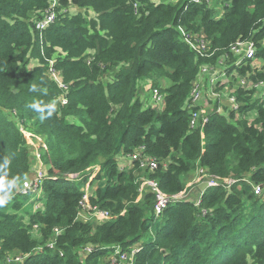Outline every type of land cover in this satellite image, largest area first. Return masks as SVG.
I'll use <instances>...</instances> for the list:
<instances>
[{"label":"trees","instance_id":"16d2710c","mask_svg":"<svg viewBox=\"0 0 264 264\" xmlns=\"http://www.w3.org/2000/svg\"><path fill=\"white\" fill-rule=\"evenodd\" d=\"M50 3L0 0V180L10 183L0 194V264H110L116 250L129 257L132 249L126 264H264V186L254 194L249 184H264V92L255 86L264 81V0H59L41 40L33 21ZM179 26L205 38L212 54L193 51ZM249 38L254 57L235 66L227 48ZM50 58L69 86L65 104ZM220 59L234 72L237 105L216 101L192 128L193 81ZM147 83L162 94L159 109L140 99ZM23 131L40 145L47 173L32 200L14 193L32 174ZM140 148L156 168L128 160ZM197 168L234 181L207 187L196 205L187 184ZM142 177L167 196H190L155 216ZM92 187L88 205L108 219L80 218Z\"/></svg>","mask_w":264,"mask_h":264},{"label":"built area","instance_id":"2783aa9c","mask_svg":"<svg viewBox=\"0 0 264 264\" xmlns=\"http://www.w3.org/2000/svg\"><path fill=\"white\" fill-rule=\"evenodd\" d=\"M189 1L200 3V0H189ZM57 6H59V0H51L50 6L43 12L42 16L40 18H36L33 21L35 24V28L40 32L41 40H42L41 32L45 28H47L51 23H53L55 20V17H56L55 7ZM178 29L180 31L183 41L186 44H188L190 48L193 51H195L198 55L210 56L212 54V52L207 53L209 42L205 38L197 34H192L191 32L187 31L182 26H179ZM227 50L229 53L231 52L235 57H237V59L235 60L233 64L235 66H239L246 59H251L254 57V52H255L254 41L251 38L245 39V40H237L236 42L230 44ZM89 52L93 53V51H89ZM224 54L227 55L228 53H224ZM47 61H48V72L50 74L49 76L64 91L62 96H60V102L61 104H65L67 102V98L65 95L68 92L69 86L68 84H65L64 82L61 81L59 71L55 67V59L50 58ZM218 64H219L218 66L202 65L200 68L198 77L195 79V81H193L194 82L193 86L185 102V105L189 108L188 110L189 113H191L190 126L192 128L198 125L202 126L203 124L207 122L208 114L210 113L209 110L211 108V104L209 102L211 94L216 93L215 88L220 83L222 84L226 81L222 79V77L226 76L227 74V72H225L226 67L224 66V60L220 59ZM233 73H231L230 76H232ZM239 81L240 83H244V79H242L241 77H239ZM204 85L205 87H207L206 89L208 93L207 101L204 99V91H203ZM227 86L229 87V85H226V87ZM255 86L258 88V91H260L261 93L264 92L263 90L264 81L258 82L257 84H255ZM151 91H152V98L155 100V104L157 103L158 100L162 101V96L159 95V92L157 89H152ZM231 91H232V88L230 89V94L227 95V97H228V100L234 105V107H236L237 103ZM223 101H225V99ZM153 108L159 109L160 107L157 105L156 107H153ZM141 150L142 148L130 154L128 157V160L130 161L137 160L139 163V167L141 168L148 167L150 170L156 168L157 167L156 160L154 158H146V157L141 158V154H140ZM34 161H36V165L33 164L32 166V174L28 176L27 178H25L21 182V184H18L15 186L14 193H20V194H25V195L36 194L38 190L40 189V186L43 180L47 177V173L45 172L44 167L41 168L42 162L40 160L39 153L34 155ZM124 165H125V161L124 159H121L120 164H119L120 169H123ZM195 175L196 176L194 180H197L196 185H198L201 182H207L208 187L220 185L225 188L229 186L228 185L225 186L224 183H230L234 181V180H222V178L210 175L203 168H197L195 171ZM249 184L251 185L254 194H261L264 184L263 185L251 184V183ZM145 189L150 190L154 196L153 210H154L155 216L160 215L171 201L189 198L188 192H182L175 196H167L161 192L155 180L146 179L142 177L139 190L142 193ZM201 194H199V196L195 199L196 205H198L200 202ZM33 198L34 196H32V199ZM87 199H88L87 192H85L82 200L80 201V205H81V212L79 213L80 218L88 219L87 216L83 215V211L85 210V208H88L87 210L91 212L92 216H94L93 218L103 220V219H108L110 217L109 212H107L106 210H100L96 206L94 207L89 206ZM34 208L38 209V205L36 203L34 204ZM49 246L50 247L53 246V241L49 243ZM135 250L136 249H132L129 257L127 256L126 253H121L119 250H116L115 254H119V258L113 257L110 261V264H126L124 262H126L128 259H131L133 257V253L135 252ZM83 251L84 252L91 251V246H86L84 249H82L81 252ZM20 259H21V256L18 255V256H10L6 260L7 262H10V261H19Z\"/></svg>","mask_w":264,"mask_h":264},{"label":"rangeland","instance_id":"374dc122","mask_svg":"<svg viewBox=\"0 0 264 264\" xmlns=\"http://www.w3.org/2000/svg\"><path fill=\"white\" fill-rule=\"evenodd\" d=\"M217 12H220V10H217ZM232 73V72H231ZM234 75V73H233ZM106 79V78H105ZM223 80H226L224 83H220L216 88H215V92L217 93H213L211 94V97H210V104L213 105L214 103H216V101H219L220 104L222 103H227L228 102V97H227V93L230 91V88L226 85H229V81H230V76H228V72L226 74V76L222 77ZM151 88V85L149 83H147L146 85L143 86V91L140 93L141 94V98H140V94H139V98L141 99V101L146 105V106H152V107H156L157 105L159 107H161L162 105V102L161 100L157 101V103L155 104V100L152 98V91L150 90ZM207 87H205L204 85V88H203V91H204V99L207 101L208 100V93L206 91ZM158 90V89H157ZM264 90V88H263ZM262 91V89H261ZM159 92V90H158ZM159 95L162 96V94L159 92ZM254 96L257 98L258 97V92H256L254 94ZM226 100L225 102L223 100ZM155 105V106H154ZM158 109V108H157ZM26 135V138L28 140V143L30 144V148L32 150V158H33V161H34V155L39 153L38 149H39V144L37 142H35L34 138L32 139V135L30 133H28L27 131H23ZM36 165V161H34V163ZM44 167V165L42 164L41 168ZM192 179H190L189 181H191ZM188 181V182H189ZM75 185L77 184V182H73ZM95 185V182L93 184V187ZM93 187L92 188H89L87 189V193L88 195L92 193L93 191ZM188 196H190L188 194ZM29 199L31 200L32 199V195H29L28 196ZM42 205V202L38 204V207H41ZM88 208H85V210L83 211V215L84 216H87L88 218H91V219H96V218H93L94 216H92L91 212L89 210H87Z\"/></svg>","mask_w":264,"mask_h":264},{"label":"clouds","instance_id":"9594fccd","mask_svg":"<svg viewBox=\"0 0 264 264\" xmlns=\"http://www.w3.org/2000/svg\"><path fill=\"white\" fill-rule=\"evenodd\" d=\"M30 90H34V87H32ZM33 108H36L37 110H40L37 108L36 105H32ZM49 115L51 116L52 112L55 110L51 105H49ZM10 188V183L9 182H5V181H2L0 180V194H5ZM17 194V193H15ZM7 203V200L5 199H0V206H2L3 204ZM37 205L39 204V202H35ZM34 203V204H35ZM40 208V207H38Z\"/></svg>","mask_w":264,"mask_h":264},{"label":"water","instance_id":"95a60500","mask_svg":"<svg viewBox=\"0 0 264 264\" xmlns=\"http://www.w3.org/2000/svg\"><path fill=\"white\" fill-rule=\"evenodd\" d=\"M208 187L207 182H201L198 185H196L195 189L197 191V193L201 194L203 193V191H205V189Z\"/></svg>","mask_w":264,"mask_h":264},{"label":"crops","instance_id":"0c3cea01","mask_svg":"<svg viewBox=\"0 0 264 264\" xmlns=\"http://www.w3.org/2000/svg\"><path fill=\"white\" fill-rule=\"evenodd\" d=\"M208 109V108H207ZM196 176V175H195ZM193 178V177H192ZM195 179V177L191 180V181H189L188 182V184H187V186L189 187L188 188V191L190 192V190L193 188V187H196V181L197 180H194ZM187 191V192H188ZM189 192H188V194H189Z\"/></svg>","mask_w":264,"mask_h":264},{"label":"bare ground","instance_id":"6f19581e","mask_svg":"<svg viewBox=\"0 0 264 264\" xmlns=\"http://www.w3.org/2000/svg\"><path fill=\"white\" fill-rule=\"evenodd\" d=\"M126 253V252H125ZM117 256V255H116Z\"/></svg>","mask_w":264,"mask_h":264}]
</instances>
